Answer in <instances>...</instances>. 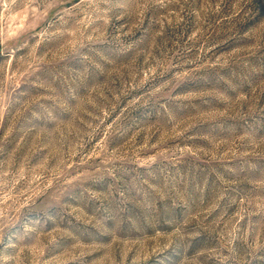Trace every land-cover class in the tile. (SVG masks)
Here are the masks:
<instances>
[{"label":"rangeland","instance_id":"obj_1","mask_svg":"<svg viewBox=\"0 0 264 264\" xmlns=\"http://www.w3.org/2000/svg\"><path fill=\"white\" fill-rule=\"evenodd\" d=\"M0 264H264V0H0Z\"/></svg>","mask_w":264,"mask_h":264}]
</instances>
